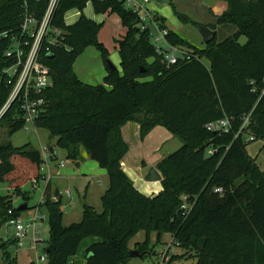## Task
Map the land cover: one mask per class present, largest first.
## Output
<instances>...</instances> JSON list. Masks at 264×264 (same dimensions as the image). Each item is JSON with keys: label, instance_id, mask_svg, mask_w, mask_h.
Masks as SVG:
<instances>
[{"label": "trees", "instance_id": "obj_1", "mask_svg": "<svg viewBox=\"0 0 264 264\" xmlns=\"http://www.w3.org/2000/svg\"><path fill=\"white\" fill-rule=\"evenodd\" d=\"M48 1L0 0V109L14 84H8L2 72L16 63L5 53L13 38L20 39L24 11L40 22ZM88 1L95 15L116 14L125 29L115 41L121 74L109 70L107 52L97 42L101 24L82 14ZM223 1L227 9L215 24H231L235 31L202 48L167 30L164 19L154 15L158 27L167 30V42L187 51L186 58L167 67L150 42L149 30L138 29L137 15H129L124 0H58L49 26L62 34L42 52L51 86L42 94L43 111L33 125L52 136L67 159L77 161L82 148L105 170L108 188L100 199V213L85 204L81 221L65 227L60 195L52 200L51 182L46 184L42 201L34 207L47 214L46 264H69L86 238L101 241L86 249L84 264H128V242L139 232L146 240L134 249L144 255L152 252L150 234L157 235V242L170 234L181 252L171 256L170 263L190 259L194 264H264V172L247 153L251 142L264 143V0ZM72 8L80 17L66 25L64 15ZM173 10L180 22L189 23ZM90 45L100 51L106 68L102 84L96 86L82 83L73 71ZM245 116L247 126L240 130ZM224 119L230 122L228 133L207 131L208 124ZM3 122L8 136L23 129L16 102L1 115ZM127 122L139 125L141 140L162 126L181 142L156 165L162 191L155 196L142 195L122 170L128 147L121 128ZM52 139L46 147L51 161ZM43 164L41 152L30 144L0 143V184L12 190L11 195H0V230L28 209L24 204L26 209L19 211L13 197L29 200L22 187L42 181ZM183 198L190 206L186 213L180 209ZM10 247H16L14 240L0 239L3 264H17Z\"/></svg>", "mask_w": 264, "mask_h": 264}, {"label": "rangeland", "instance_id": "obj_2", "mask_svg": "<svg viewBox=\"0 0 264 264\" xmlns=\"http://www.w3.org/2000/svg\"><path fill=\"white\" fill-rule=\"evenodd\" d=\"M212 2V0H168L166 3L159 2L157 0H150L146 5L149 9L150 13L154 16L158 14L159 16H163L160 11L155 10L152 11L149 8V4L153 3L158 7L167 10V13H171V15L180 22L176 16L174 15V8L178 11V13L184 16L189 23L182 24V29L179 31V35L189 41L193 46L202 48L203 41L198 32V26H202L201 24L206 22V18L208 16L207 6ZM223 3V2H220ZM92 13H90V11ZM218 10V7H216ZM74 9H69L66 11L64 18L65 20H69L70 15L74 13ZM90 13V20L94 21L97 24H101V28L99 30L97 36V42L102 45V47L107 52V61L113 65L117 70V62L118 58L117 50L114 46V40L121 39L125 34V29L122 28L120 24V20L116 14L112 15H95L93 13L91 3L88 1L82 11V14L87 18V13ZM147 27L150 32L151 42L154 44V39L159 38L160 31L158 28L151 22L146 21ZM210 27L217 29L216 24L212 23ZM235 31V28L231 24H227L225 26H221V28L217 29V33L215 37L217 42L224 40L227 37H230ZM214 37V38H215ZM240 43L245 42V38L241 37L239 39ZM96 63L99 66H104L103 59L101 57L100 51L93 45L87 46L83 49L82 53L78 56L75 61L76 67L79 66V69L83 72V75H87L90 71L96 67ZM74 64V65H75ZM149 79H142L141 82L148 81ZM84 83V82H82ZM87 84L88 83H84ZM93 85V84H90ZM4 107L0 109V113ZM6 122L0 124V143H10L14 147H21L26 144H30V146L38 151H41V148L48 146V138L49 134L42 129H32L29 130L22 129L11 136L7 135ZM53 140V139H52ZM50 146H53V152L55 154V160L47 161V167L49 170V174L52 177L50 180V196L52 200H57L55 198L54 192H58L60 195V203L62 210V226H69L71 224L79 223L82 219V203L85 202L88 206H90L95 212H101V197L105 193L108 188V179L106 172L97 173L95 170L99 167L98 165L95 167L96 169H91L92 165H87L85 161L79 157L77 161H73L66 158V152L61 150L55 145V140L50 142ZM264 143L261 141L251 142L247 146V153L249 156L255 159L256 164L260 171L264 172ZM179 148V147H178ZM169 150L168 153H172L175 151ZM83 152L84 150L80 148ZM89 160V159H88ZM161 161V160H160ZM159 161V162H160ZM91 162V161H88ZM158 162V163H159ZM63 164V167L57 169L59 164ZM76 164H79V167H76ZM93 164V163H91ZM95 166V165H94ZM59 172V174H58ZM58 174V176H57ZM43 182V183H42ZM157 183V182H153ZM161 183V182H160ZM47 182L42 180L41 183H27L22 187V190L27 194L29 200L23 201L21 198L13 197V204L18 207L24 204L28 205V209L26 210V215H24V219L27 217H32L34 215L44 216V220L40 223L39 232L37 236L40 238V242L36 241V249L34 248V236L32 234V230L29 231L25 238L20 241L22 247H10L9 252L12 256L16 257L17 264H30L34 262L35 264H46L38 263L37 260L43 254V249L46 247V241L48 239V223H47V214L45 210L40 212H35L34 207L38 204L40 197H43V191ZM139 184H142V187H139L137 190L142 195H147V192L144 191V187L152 184L146 182L145 179H141ZM0 187V195H8L12 194V190L8 188L6 184ZM66 191H69V196L65 194ZM13 234V228L9 227L7 230L2 228L0 230V239H11ZM143 232L138 233L131 241L130 245L133 242L141 241L143 239ZM164 239V237L162 238ZM160 239L157 243H150L149 249L152 252L144 255L140 259H133L134 264H194L193 260H185L180 259L173 261L172 263L163 262L162 259H166L167 257L171 258L173 255L180 254V250L168 242L164 243V240ZM94 238H86L81 243L77 254L71 260V264H83L84 259L86 257V247L91 245L94 241ZM98 242L100 241L97 238ZM96 243V242H94ZM170 249L169 252H164L168 248V244ZM40 245V246H39ZM0 264H3L2 254L0 252Z\"/></svg>", "mask_w": 264, "mask_h": 264}, {"label": "built area", "instance_id": "obj_3", "mask_svg": "<svg viewBox=\"0 0 264 264\" xmlns=\"http://www.w3.org/2000/svg\"><path fill=\"white\" fill-rule=\"evenodd\" d=\"M150 0H124V6L137 15L138 29L147 30L146 21L153 23L160 31L159 38L154 39L155 50L158 54L163 56V62L167 67L175 65L179 59L187 57V51L183 48L172 46L165 39L167 35L166 29H160L158 25L153 21L154 16L147 8V4ZM58 0H49L45 11V14L40 22L24 11L23 21L21 25L20 39L13 38V43L5 56L7 58H14L16 63L10 68L3 70L2 74L6 77L8 84L14 83L12 90L7 99V103L4 109L0 113H4L7 108L14 102L19 107L20 117L24 123L23 129L29 130L34 128V120L43 111L44 98L43 92L51 86V79L49 77L48 70L45 64L42 62V52L48 47V45H55L58 42L62 32L58 29L51 28L49 26V20L52 10L54 9ZM149 30V29H148ZM2 37H6L7 34H1ZM151 42V37H150ZM152 43V42H151ZM248 117H244V122L240 128L242 130L247 126ZM209 132H223L228 133L230 130V122L228 119L220 120L215 123L208 124L206 126ZM237 136V135H236ZM246 140L252 141V137H248ZM41 155L44 161L41 167V174L43 179L47 183L52 179L47 167V161H51L48 155V149L46 147L41 148ZM212 151H209L211 154ZM63 167V164H59L57 169ZM219 192V190H216ZM65 194L69 196V191ZM42 201V198L39 202ZM189 204L186 198H183V204L181 210L186 213L189 209ZM44 220V216L34 215L24 219L22 216L18 218H12L8 220L3 228H13L12 240L16 242V247H22L20 241L26 237L27 233L32 230L34 236V248L36 249V241H41L37 233L39 232L40 223ZM40 246V245H39ZM164 260V258H163ZM39 263H45L46 257L44 254L37 260Z\"/></svg>", "mask_w": 264, "mask_h": 264}, {"label": "crops", "instance_id": "obj_4", "mask_svg": "<svg viewBox=\"0 0 264 264\" xmlns=\"http://www.w3.org/2000/svg\"><path fill=\"white\" fill-rule=\"evenodd\" d=\"M220 2H223V3H220ZM216 7H218V10H216ZM149 8L152 11H155V10L160 11V13H162L163 16L162 15L159 16L158 14H156V15L158 17H161L164 19L165 28L169 31L176 33L179 37H181L179 35V31L182 29L183 26L180 22H178L171 15L170 11H169V13H167L166 9L158 7L157 5H155L153 3L149 4ZM72 9H74L75 11L72 15H70L69 20H65V18H64L66 25L74 24L80 17L79 11L75 8H72ZM226 9H227V3L225 1H223V0H212V2L207 6L208 16L206 18V22L201 24V25L210 29L209 28L210 25L212 23L216 22L215 18L222 15ZM89 11H90V13H92L91 10H89ZM89 11L87 13V18L91 17ZM216 27H217V29L221 28V26H217V25H216ZM217 29L214 30L215 34L217 33ZM182 39L187 41L184 38H182ZM117 40H119V39H117ZM115 41H116V39L113 42H114L115 49L117 50V46L115 44ZM187 42L189 44H191L189 41H187ZM245 42H246V40H245ZM244 43H240V44H244ZM203 46H204V43H203ZM116 62H117V65H116L117 71L119 74H121L119 56L116 59ZM73 71H74L76 77L81 82L88 83V85L93 84L91 86H96V85L102 84L103 79L106 76L105 66H99L98 63H96V67L93 68L90 71V73H88L87 75H83V72L81 71V69H79V66L76 67V64L73 65ZM121 135H122V138H123L125 144L128 147L127 153L125 154V156L121 160V167H122V170L125 173V175L132 181V183L136 189H138L139 187H142V184H139V181H141V179H144L147 171L150 168L156 169L157 163L160 160H162L163 158H165L167 155L170 154V153H168L169 150H174L175 148H178L181 146V142L176 137H174L172 134H170L166 128H164L162 126H156L155 128H153L150 131V133L143 140H141L140 139L139 125L136 122H127L121 128ZM78 151H79V155L85 161V163L87 165H89V163H90V165H92V167H91L92 170L96 169L95 167L97 166V164L93 161L88 162L90 160H88V156H87L86 152L85 151L82 152L80 150V148ZM91 163H93V164H91ZM102 171H103V173L105 172V170H102L100 168L99 169L97 168L95 170V172H97V173H100V172L102 173ZM58 174H59V172H58ZM58 174H57V176H58ZM39 183H41V182H39ZM2 186L5 187L4 184H0V187H2ZM144 191L147 192V195H146L147 197L155 196L162 191L161 183L157 182L154 184L153 183L149 184V185L144 187ZM54 195H55V192H54ZM40 199H41V197H40ZM34 211L40 212L41 210L35 209ZM24 215H26V211H24L21 214L22 217H24ZM163 237H164V239H162ZM148 239H149L148 246H150V243H154V242L157 243V235L155 233L150 234ZM160 239L164 240V243L169 241V243L172 244V237L170 234H164ZM145 240H146V234L144 233L143 239L141 241H139V242L135 241L132 243V245L129 244L130 243V241H129L128 242V248L130 250H135L134 248L136 246H138L139 244L140 245L143 244L145 242ZM93 241L98 242L97 238H94ZM170 244H168V248L164 252H169L168 250L170 249V247H169ZM88 247H86V249ZM85 252H86V250H85ZM71 260H72V258L69 260V264H71ZM85 260H86V257L84 259V263H85ZM162 261L170 263L168 257L164 260L162 259ZM128 264H134L133 259H131L128 262Z\"/></svg>", "mask_w": 264, "mask_h": 264}, {"label": "water", "instance_id": "obj_5", "mask_svg": "<svg viewBox=\"0 0 264 264\" xmlns=\"http://www.w3.org/2000/svg\"><path fill=\"white\" fill-rule=\"evenodd\" d=\"M157 1L162 2V3H166L168 0H157ZM129 15H132V11H129ZM136 32H139V30L137 29ZM198 32H199V34L201 36V39H202L204 44H208L215 37V32L210 30V29H208V28H206V27H204V26H198ZM108 66H109V70L110 71L116 70V68L113 65H111L109 62H108ZM1 115H0V117H1ZM51 139H52V136H49L48 142L51 141ZM76 167H79V164H76ZM144 179H145L146 182L153 183V182H160L162 178H161L160 173L155 168H150L147 171ZM58 197H59L58 192H55V198H58ZM85 204L86 203L83 202L82 206L85 205ZM17 209L19 211H24L26 209V205L19 206ZM143 256H144V253L140 254L136 250H131L129 252V258L130 259H140Z\"/></svg>", "mask_w": 264, "mask_h": 264}]
</instances>
